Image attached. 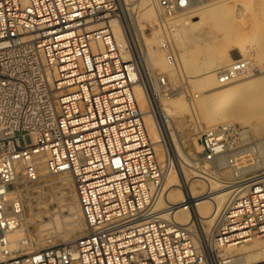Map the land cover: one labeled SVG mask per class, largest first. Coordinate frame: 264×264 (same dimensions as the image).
I'll list each match as a JSON object with an SVG mask.
<instances>
[{
  "label": "built area",
  "instance_id": "1",
  "mask_svg": "<svg viewBox=\"0 0 264 264\" xmlns=\"http://www.w3.org/2000/svg\"><path fill=\"white\" fill-rule=\"evenodd\" d=\"M194 1L156 7L163 20ZM118 17L116 0H0V264H264L227 250L264 237V166L236 172L249 152L241 130L215 124L191 164L203 189L193 194L179 181L183 199H169L178 160L168 150L159 159L135 84L171 85L132 41H118ZM162 46L173 61L171 42ZM248 70L232 62L219 82ZM225 168L232 176L221 177ZM223 192L206 231L195 207ZM72 201L78 235L39 246L42 222L68 214ZM179 209L190 212L188 223ZM14 231L23 233L16 247Z\"/></svg>",
  "mask_w": 264,
  "mask_h": 264
},
{
  "label": "bare ground",
  "instance_id": "2",
  "mask_svg": "<svg viewBox=\"0 0 264 264\" xmlns=\"http://www.w3.org/2000/svg\"><path fill=\"white\" fill-rule=\"evenodd\" d=\"M116 1L120 9V17L114 18L113 26L118 41L121 43H124L127 40L132 41L136 50L141 54L144 65H146V67H148L151 72H153V66H158L160 69L167 68L169 70H173V66L168 64L161 54L162 48L159 43L160 40L158 35L154 34L152 37L148 38L144 33L145 31L143 30V26H141L140 23L143 19L148 21L152 20L155 15H158V12L155 11V9L153 10L152 8H147L145 11L143 10V12L140 13L138 9H134L135 3L133 0ZM149 1L152 0H139V3L147 4ZM239 2L240 0H213V2L209 0H195L194 3L188 7L186 12L181 11L184 13H178V16L175 14L177 16L175 22L178 25V29L175 30V35L177 36L176 41L178 42L177 45L183 46V44L190 38L196 39L200 37L203 40L209 39L205 38V35L207 34L204 26L205 22L209 19L214 21L216 28L225 32L226 37L229 40L240 38L241 29H239V25L241 24L239 21H237V14L239 13H237L238 9H236L237 6V8H239ZM139 3L138 5H140ZM259 3L261 4L264 13V0H260ZM195 16H199L200 18L198 20H193ZM123 24L125 25L124 29L122 27ZM256 29L259 33L264 31V20L256 24ZM128 30H130V32ZM208 35L211 36L210 34ZM133 36L139 40L142 48L137 45ZM143 36H145V41H143ZM210 40H212V37H210ZM211 47L212 46L206 45L198 48V51H205L209 56L208 61H205L201 66L193 62L195 60L189 56L188 52H190V49H188V52H184L182 54L181 60L183 62V68L188 73H193V75L195 72L197 73L201 67L207 70L209 69L207 71V73H209L208 75L195 78L194 81L196 86L205 84L212 85L210 89L213 90V93H215L217 100L215 107L216 112H218L221 117H224V109L228 101H232L233 98L239 93L240 97L234 100L235 102L233 101L234 106L231 110V118H236L237 112L243 106L249 105L250 100L252 102H250L248 112L251 114L259 113L258 115L264 114V66L259 63L257 58V60L250 58L242 59L241 56L245 55L246 46H244L243 43H240L237 46L238 53L240 54V57L237 59V61H246L249 66L248 73L253 74H249L243 78L239 77L231 82L221 84L218 78V71L228 64L235 62V60L229 56V51H226L224 48L219 50V55H213L212 51L214 50H212ZM214 53L216 54V52ZM258 57H260V55ZM177 60L180 61V57H178ZM168 61L173 63L172 60ZM144 80L145 82L140 81L135 84V93L144 116L145 124L155 144L156 150L158 149L157 153L159 159L162 160L168 150L175 157L177 156L178 160L182 161V163L185 158L189 162L191 157L189 158L187 156L182 158L183 150L180 148V145L173 143L174 139H176L177 133L172 123V119L173 117H176L175 113L177 110H172L168 107L165 108L161 106L158 96L160 85L155 81L151 85L150 82L146 80V78ZM208 95L202 94L200 99L203 106L204 115L211 117L212 107L208 99ZM180 99L173 101L178 109L192 106L191 100L185 99V101H181ZM240 132L244 139L247 140L249 138L250 133L248 129H242ZM259 140L254 141V144L247 147L245 150L252 153L259 152V155L253 157V161L251 163L245 164L244 167L237 166L235 168L236 172L242 173L248 170H253L260 166H264V140L262 139L261 143H258ZM171 150H173V152ZM182 163H180L181 166L183 165ZM188 166L191 165H187V168ZM183 169L184 174H182L183 172H181V170H177L176 172L172 171L167 177V187H170L168 197L172 201H180L183 199V192L177 186L179 181L182 182V185H186L193 194L200 193V190H202L204 187L202 183L203 181L197 177V174H191V177H188L187 170L182 167V170ZM193 172H195L194 169L190 173ZM218 182L219 180L210 177V183L212 187H217ZM199 186H202V188L200 189ZM215 198L216 202L209 201L207 199L200 200L195 207V212L200 213V215L203 217L204 228L206 231L209 230V221L207 217H209L211 214L212 209L214 207L216 208L217 204L221 205L225 198V192L221 193ZM68 209L69 213L67 215L59 213L52 217L49 221L47 220L42 222L41 226L39 227V234L41 235L39 246L53 244L59 240H71L78 235L82 220L80 208L74 201H72L69 204ZM177 217L180 221L188 223L190 220V212L184 209H179L177 211ZM43 233L44 235H42ZM22 236L23 233L21 231H14L10 235L11 246L16 247L19 244V240L22 238ZM258 239L261 238L253 237L240 245L230 246L227 248V250H237L238 252L236 254L243 256L249 262L258 261L264 258V240H261L260 242L254 241Z\"/></svg>",
  "mask_w": 264,
  "mask_h": 264
},
{
  "label": "rangeland",
  "instance_id": "3",
  "mask_svg": "<svg viewBox=\"0 0 264 264\" xmlns=\"http://www.w3.org/2000/svg\"><path fill=\"white\" fill-rule=\"evenodd\" d=\"M133 1L135 3L134 9L135 10L138 9L140 13H142L143 10L145 11L147 8H152L153 10L155 9V11L158 12V15L157 16L155 15V17L152 20L148 21V20L143 19L140 23H141V26H143L144 28L143 30L145 31L144 33L146 34L148 38L152 37L154 34L158 35L159 40H160L159 43L162 48L161 54L164 57V60L168 64L173 66V70L172 69L169 70L167 68L160 69L158 66H153V70L156 69L158 72L163 73L167 75L168 77L171 87L166 88V89L165 88L159 89L158 91L159 102H161V106L165 108L168 107L172 110H177V112L175 113L176 117H173L172 119L173 120L172 123L177 133L176 139H174L173 143L180 145V148L183 150L182 158L183 157L185 158L187 156L189 158L191 157V160H190L191 162L190 161L188 162V160H186L185 158L184 160L182 159L183 160V163H182V161L178 160L176 156L177 160L180 161L178 162L179 168H176V169L181 170V172H183L184 169L182 170V167L185 168L187 170V174H188L187 176L191 177V174L193 173H190V172H192L193 168H191V166H188L187 168V165L189 164L191 165L193 162L192 160L196 158L202 150V146L200 142L202 132L208 127L221 123V122H230L234 124L239 130L248 129L250 133L249 138L247 140L244 139V141L238 143L239 145H241L240 148L242 149L247 148L253 145L254 141H257L259 139L260 140L258 143H261L262 139L264 140V114L258 115L259 113L251 114L250 112H248V109H249L248 107L250 105V102L252 101L250 100L249 105L243 106L237 112L236 118H231L230 114L234 106V102H235L234 100L240 97L238 93V95L234 97L232 101H228L224 109V117H221V115L218 114V112H216V109H215L217 100H216L215 93H213V90L210 89L212 85L205 84L201 86H196L195 81H194L195 78L208 75L209 73H207V71L209 69L207 70L201 67L199 68L200 70L197 73L195 72L193 75V73H190V72L188 73L183 68V62L181 60L182 54L184 52L185 53L188 52L189 51L188 49H190V52H188L189 56L193 60H195L193 62L201 66L205 61H208L209 56L205 51H202V52L198 51V48L201 46L209 45V46H212L211 49L214 50L212 51L213 55H219L220 54L219 50L224 48L226 51H229L230 53L229 56L234 58L235 61H237V59H239L240 57L237 46L240 43H243L244 46H246V52L244 56H241V58L242 59L250 58L253 60L257 58L259 60V63H261V65L264 66V31H262V33L261 32L259 33L256 29V24L264 20V13H263L261 4L259 3L260 0H240L239 8H237L238 6L236 7V9H238L237 13H239L237 14V21H239L241 24L239 25L240 27L239 29H241L240 38L229 40L226 37L225 32L216 28L214 25V21L212 19L211 20L209 19L204 24L205 29H206V34H207L205 35V38H209V39L203 40L200 37L198 38L195 37L196 39L190 38L187 40L188 42L186 41L183 44L185 48L183 46L177 45L178 44V42L176 41L177 36L175 35L176 34L175 30L178 29V25L176 24L175 20L178 16L177 14L178 13L181 14L182 12L176 13L177 16L176 15L167 16L163 20H161L158 8L156 7L155 0L149 1L147 2V4L141 3L142 5L139 3V0H133ZM209 1L213 2V0H209ZM138 3L140 5H138ZM199 18H200L199 16H195L193 20H198ZM124 26L125 25L123 24L122 26L123 29H124ZM128 31L130 32V30ZM208 34H210L211 36H209ZM143 37H144L143 41H145V36ZM210 37H212V40H210ZM163 39H168L172 44V47L175 52V59L172 61L173 63H170L168 61L170 59L167 56L166 50L163 49V46H162ZM134 40H136L135 42L137 43V45L141 47L140 45L141 43L139 42V40L136 39L135 37H134ZM182 48H184L185 50ZM214 52H216V54ZM259 55L260 57H258ZM178 57H180V61L177 60ZM249 74H253V73L245 72L239 77L243 78L244 76H247ZM240 80H243V79H240ZM202 94L204 95L209 94L208 99L212 107L211 117H207L203 113V106H202L201 99H200ZM178 99H180L181 101H185V99L191 100L192 106L185 107L183 109H180V108L178 109L176 107V104L173 102ZM171 151L173 152V150ZM255 156H258V152H254V153L247 152L245 160L242 164L245 165V164L251 163L253 161V157ZM180 163H182L183 165L185 164L186 167L185 165L181 166ZM220 173L222 175L221 177L226 178V177L232 176L234 171L233 169L225 168L221 170ZM182 174H184V172ZM70 223H73V222H70ZM261 240H264V238L261 237V239L254 240V241L260 242ZM233 251L236 253L238 252L237 250H233Z\"/></svg>",
  "mask_w": 264,
  "mask_h": 264
}]
</instances>
